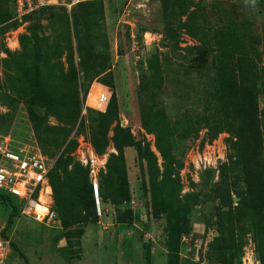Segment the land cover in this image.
I'll return each instance as SVG.
<instances>
[{
	"label": "rangeland",
	"instance_id": "obj_1",
	"mask_svg": "<svg viewBox=\"0 0 264 264\" xmlns=\"http://www.w3.org/2000/svg\"><path fill=\"white\" fill-rule=\"evenodd\" d=\"M165 1L85 0L70 11L53 7L19 20L13 0H2L0 151L27 150L42 155L54 166L66 153L65 158L71 156L73 164L89 169L90 180L100 183L104 197L106 180L111 179L107 163L110 155L117 153L113 142L117 122L108 107L97 108L95 102L101 87L112 92L110 83L114 81L115 97L111 93L110 106L117 100L118 121L135 144L126 149H131L129 157L136 156L131 177L141 184L144 196L141 201L136 199L137 209L144 206L146 211L140 228L157 251L153 256L140 240L123 249L107 240L101 252L86 249L83 260H114L118 255L128 264H156V257L157 264L174 260L179 264H262L256 254L254 202L244 200L247 186L239 172L233 173L237 139L230 132L235 127L231 110H222L218 103L219 119L226 129L211 141L201 123L211 96L201 86L204 81L216 86L212 82L216 77L223 92L221 100L227 103L235 90H241L236 79L238 66L228 60L242 55L250 66L254 65L261 115L264 0H171L177 2L170 12L172 27L180 35L178 48L165 39ZM85 11L90 14L93 32L87 45L93 46L108 69L105 74L96 71V77L95 69L82 67L80 59L79 44L86 41L87 32L76 28L75 20ZM195 25L202 33L192 36L190 28ZM232 31V41L228 38L215 59L219 72L190 69L191 82L185 77V68L168 74L167 59L185 54L183 50L188 47L203 45V60L212 65L216 38L223 35L225 41ZM73 65L78 71L76 80ZM177 77L185 79L186 84L177 83ZM193 113L200 117L193 115L190 124L183 122ZM211 114L207 112L206 116ZM260 118L264 128V118ZM35 127L47 133L49 140L44 135L41 144ZM178 132L192 135L188 150L179 147ZM137 148L154 155L151 172L150 163L138 155ZM225 163L228 176L222 181L220 167ZM121 183L120 178L113 187ZM102 203L101 216L97 217L105 228ZM115 207L116 213L129 209ZM80 216L84 217V212L80 211ZM64 225L60 217L52 227L23 219L11 231L13 243L5 264H63L64 251L55 249L63 247L77 256L85 224ZM132 234L138 239L137 231Z\"/></svg>",
	"mask_w": 264,
	"mask_h": 264
},
{
	"label": "trees",
	"instance_id": "obj_2",
	"mask_svg": "<svg viewBox=\"0 0 264 264\" xmlns=\"http://www.w3.org/2000/svg\"><path fill=\"white\" fill-rule=\"evenodd\" d=\"M176 3V1L171 0H166L163 3L165 39L167 42H170V45H172L174 48L179 47L180 35L175 32L172 27L170 10ZM1 7L2 0H0V9ZM75 26L76 28H81L82 31L87 32V35L84 38L86 41H80L79 44L82 67L90 66V70L95 69L94 77L98 75L96 74V71H100L101 74L108 72V69H106V64L101 61L102 57L99 54H96L93 46H88L89 41L87 40L91 38L93 33L90 14L85 11L76 17ZM190 31L192 36H197V32L202 33V29L197 27V25L194 27L191 26ZM234 35V31L230 32L229 37L226 36L227 38H225V41L222 38L224 37L223 35L216 38L217 50L215 51L216 54H214L213 60L211 61L212 65H209L208 61L203 60L202 56L205 55L203 45L200 46V48H185V50H183L186 51L185 54L178 55L173 59L167 57V67L169 68L168 74L169 72L173 71L177 74L178 72L175 70L176 68H185V77L189 80V82H191V78H189V74H191L189 71L190 69L202 70L206 68L212 69L213 72H219L220 70H217L219 66L216 64L215 59L220 54V49H224L226 47L228 38ZM230 40L232 41V38H230ZM237 47L238 46L235 45L234 49L238 52ZM196 54L199 56L195 57ZM219 59L222 60L221 57ZM228 61H233L238 66L236 70H239V75L236 76V79L241 86V90H235L232 93L231 98H229L226 103V101L221 100L223 92L220 89V85L216 81V77L212 81L216 85L214 87H210L207 81H204L201 87L207 90V93L211 96V100L206 102V107L204 108L206 112L205 115L201 117V123H203L204 128L208 130V136L212 141L226 129L225 126H222V120L219 119L222 116L221 114L219 116V109L217 108L218 103L222 110H224V107L226 108L225 110H231V118L234 119L235 127L230 128V132L233 136H236L237 139L234 142L233 148L235 151L234 159L232 161V166L234 167L233 173L237 175L239 172L242 176L243 184L247 186L245 194L246 199L244 200H246L248 203L254 202V237L256 244V254L260 262L264 264V128H262L260 125V117L263 116L264 118V109L260 115L256 87L257 77L256 73H254V65L250 66V62L243 58L242 55L235 59L233 57L229 58ZM230 62H227V65H230ZM84 72L88 73V71L85 69ZM72 73L74 74L75 80L76 78L79 79L78 71L76 70L75 65H73ZM199 76L204 77L203 75ZM175 81L181 85L186 84V80H180L179 77H177ZM234 81L235 85H237L235 79ZM110 88L112 91L111 93H113L115 97L116 89L114 81L110 83ZM214 92L215 94L213 95ZM110 104L111 101L108 105V113L112 112L114 120L117 122L115 127V135L113 138L117 153L111 154L107 163V169L111 179L106 180L104 197L101 189L102 200L103 203L110 202L113 205H122V207L129 208L125 212L118 211L116 213V222L126 224H133L135 222L141 223L144 222V219H139V217H145V209L135 212V208L131 209L130 206L124 205L125 202L129 203L132 199H137L140 201L144 199L141 189H139L138 193L136 194L131 189L128 180L125 149L133 148L135 147V144L133 143L131 134L122 129L121 124L118 121L119 107L117 100H114L111 106ZM207 112H212V114L206 116ZM193 115L200 117L193 113L192 117L184 120L183 122L190 124V120L193 118ZM35 129L38 140L42 144L45 141L44 137L47 136V133L44 134L38 127H35ZM191 138L192 135L188 132H178L177 139L179 142V147H181L183 150H188L190 148L189 141ZM47 139L49 140L48 136ZM203 145L204 143H201L202 147ZM137 152L139 156L141 155L146 158L148 163H150V160L154 157L152 152H142L140 148H137ZM65 155L66 153L58 157L54 169L50 175V183L53 190L54 209L57 212V216L63 220L65 227H71L80 223H97L99 220L97 217V208L92 191L90 171L88 168L83 167L80 163L73 164L74 159L71 156L65 158ZM71 165L72 169L69 170ZM227 168L228 166L226 163L220 167V179L222 181L227 180ZM151 170L152 163H150V172ZM120 178L122 182L121 186L113 187V182ZM219 184L220 183H218V186ZM138 186L140 188L141 184H138ZM73 197H75L74 201ZM0 203L10 210V218L8 220V229H10L13 227L15 218L19 213L18 208L15 206L14 202L9 196L1 193ZM80 211L84 212V217L80 216ZM21 255L24 257L22 253ZM170 264H179V261L174 260Z\"/></svg>",
	"mask_w": 264,
	"mask_h": 264
},
{
	"label": "built area",
	"instance_id": "obj_3",
	"mask_svg": "<svg viewBox=\"0 0 264 264\" xmlns=\"http://www.w3.org/2000/svg\"><path fill=\"white\" fill-rule=\"evenodd\" d=\"M85 0H13L15 14L19 20L42 10L62 7L68 9ZM111 93L107 87L100 88L96 99L97 108L108 107ZM107 109V108H106ZM54 164L49 163L42 155L27 150L0 151V193L9 196L18 208V215L12 228L8 229L10 210L0 203V264H5L9 249L12 247V229L23 219L52 227L57 222V212L53 206V190L50 175ZM92 191L98 215L101 216V185L92 180ZM135 208L136 201L124 203Z\"/></svg>",
	"mask_w": 264,
	"mask_h": 264
},
{
	"label": "crops",
	"instance_id": "obj_4",
	"mask_svg": "<svg viewBox=\"0 0 264 264\" xmlns=\"http://www.w3.org/2000/svg\"><path fill=\"white\" fill-rule=\"evenodd\" d=\"M131 149H126L125 152V157H126V167H127V172H128V180L131 189L137 194L139 191V186H138V180H135L131 177L132 172L134 171V162H135V154L129 157L128 151ZM131 158V159H130ZM131 164V166H130ZM135 199H132L133 201ZM138 202L137 200H135ZM103 206L106 209L105 212V220L107 221V227L101 228L100 221L98 223H87L84 226V233L82 235L81 239V246L78 247L79 253L77 256L71 255V249L67 248H55L57 251H64V261L63 264H128L127 262H122V260L118 257V255L114 256V260L106 258L102 259L101 261L97 262H91V261H84L83 257L85 255V250L87 249L89 252L95 251L94 249L98 251H102L104 247H107L105 245V241H114L117 243V246L120 249L126 248L129 245L133 243H140V241L145 242V247H149L150 253H154L156 255V245L153 243H148L145 240L146 233L144 230L140 228V222H135L133 224H126V223H118L115 221L116 219V207L113 204H105L102 203ZM138 206V204H137ZM136 206V207H137ZM135 207L134 211L137 212L139 210H144V206L140 207V209H137ZM132 209V208H131ZM144 219L145 217H139V219ZM147 219H149V215H147ZM138 232L139 235L138 239L135 237L133 239L134 235L132 234L133 231ZM140 240V241H139ZM107 242V243H108ZM87 245V247H85ZM87 253V252H86ZM104 258V257H102ZM153 260V259H152ZM157 257H156V264H157Z\"/></svg>",
	"mask_w": 264,
	"mask_h": 264
}]
</instances>
